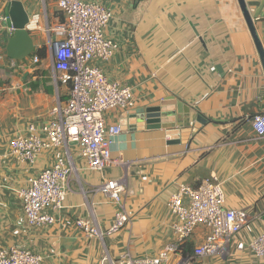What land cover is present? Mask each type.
<instances>
[{
    "label": "crops",
    "instance_id": "crops-1",
    "mask_svg": "<svg viewBox=\"0 0 264 264\" xmlns=\"http://www.w3.org/2000/svg\"><path fill=\"white\" fill-rule=\"evenodd\" d=\"M10 1L0 0L4 17ZM15 1L28 15L31 53L45 49L36 64L31 53L23 60L9 57L13 31L0 20V248L31 250L43 264H109L102 258L116 260L123 254L153 257L174 239L170 196L181 184L215 179L224 191V207L245 211L249 222L233 236L226 254L194 257L193 264H264L250 249L252 239L264 231V136L252 126L253 116L264 113V70L238 1L93 0L111 11L105 35L118 49L108 61L92 64L128 86L134 100L129 111L104 115L106 125L124 126L111 139L112 157L130 164L102 171L90 169L73 143L43 149L32 165L10 155V142L29 133L30 125L44 138L41 128L50 110L68 93L56 79L48 50L54 34L46 28L58 16L63 19L57 0ZM259 17L264 18V5ZM253 23L264 48V21ZM178 103L206 122H189L188 113L177 112ZM149 107L170 113L162 118L166 127L149 128L139 121ZM186 125L193 134L183 130ZM65 152L72 172L63 205L46 210L53 223L30 226L17 192ZM119 177L126 183L119 204L128 215L126 224L113 234L86 237L76 220L105 231L119 206L97 187ZM206 233L196 228L182 254H192Z\"/></svg>",
    "mask_w": 264,
    "mask_h": 264
},
{
    "label": "built area",
    "instance_id": "built-area-1",
    "mask_svg": "<svg viewBox=\"0 0 264 264\" xmlns=\"http://www.w3.org/2000/svg\"><path fill=\"white\" fill-rule=\"evenodd\" d=\"M57 7L63 19L46 28L49 34H54V38L49 37L48 50L57 81L68 87L67 98L50 110L51 117L41 128L44 138L35 132L34 125H30L29 133L10 142L9 153L17 161L32 165L43 149L66 148L73 143L90 169L102 171L119 164L128 165L129 161L111 155V139L120 134L121 126L106 125L104 115L109 110L127 112L132 109L131 89L108 79L101 67L92 64L94 60L108 61L118 49V44L105 35L112 13L93 0H57ZM4 19L0 8V20ZM39 61L37 56L32 57V64ZM252 126L259 136H264V113L253 116ZM167 137L172 139L169 134ZM71 172L68 152H65L18 190L17 195L30 226L40 227L54 222V216L46 210L62 207ZM97 189L109 196L119 208L105 231L97 224L77 219L76 225L88 238L116 233L128 220V215L119 205L122 194L126 192L124 178L108 179ZM224 201L222 186L215 179L204 180L196 186L181 184L167 201L168 211L175 218L172 224L174 239L153 257L123 254L116 260L104 257L101 262L193 264L194 257L226 254L233 236L249 222V215L243 210L225 208ZM198 227L207 229L204 239L194 247L192 254L183 255L182 246ZM250 249L264 259V231L252 239ZM0 264H43V261L31 250L12 247L0 248Z\"/></svg>",
    "mask_w": 264,
    "mask_h": 264
},
{
    "label": "water",
    "instance_id": "water-1",
    "mask_svg": "<svg viewBox=\"0 0 264 264\" xmlns=\"http://www.w3.org/2000/svg\"><path fill=\"white\" fill-rule=\"evenodd\" d=\"M237 1L240 6L241 12L243 14L244 20L250 31V34L253 38L254 44L256 46L264 70V48L253 23V19L264 21V18L259 17V12L261 11L264 5V0H237ZM250 5L255 6V9L250 10L249 9ZM4 12H5L4 14H5L6 23L9 27H11L13 31L12 37L7 47L8 56L13 59L22 60L25 57L29 56V54L33 49L31 39L28 36V31L25 30V26L28 23V15L24 11L22 4L15 0L7 3ZM177 112L188 113L189 122L193 123L197 121L202 124L206 122V120L201 116V114L196 113L193 109H190L188 106H185L182 103L177 104ZM169 114H170L169 112H162L160 110V107H149L146 109L145 113L141 116L142 119H139V121H144L149 128H160L163 126L166 127L162 122V118L167 117V115ZM131 118L133 119L132 120L133 123L137 122L135 115H131ZM120 124L124 125L125 122L124 121L120 122ZM181 125L182 124L179 123L178 126ZM175 126H176L175 124H171L170 128H174ZM122 128H124V126H121V129ZM184 129L185 132H188L190 134L194 133V130L191 129L188 125L184 126L183 130ZM169 135H171V137L173 138L171 133H169Z\"/></svg>",
    "mask_w": 264,
    "mask_h": 264
},
{
    "label": "trees",
    "instance_id": "trees-1",
    "mask_svg": "<svg viewBox=\"0 0 264 264\" xmlns=\"http://www.w3.org/2000/svg\"><path fill=\"white\" fill-rule=\"evenodd\" d=\"M45 48L44 47H41V48H38L36 49L34 52L31 53L32 56H37L38 58H43L44 57V54L42 53V51L44 50ZM186 244V243H185ZM184 244V246H185ZM184 246H182V251H183V248Z\"/></svg>",
    "mask_w": 264,
    "mask_h": 264
},
{
    "label": "rangeland",
    "instance_id": "rangeland-1",
    "mask_svg": "<svg viewBox=\"0 0 264 264\" xmlns=\"http://www.w3.org/2000/svg\"><path fill=\"white\" fill-rule=\"evenodd\" d=\"M58 17H59V18H58V19H59V21H61V20H62L61 16H58Z\"/></svg>",
    "mask_w": 264,
    "mask_h": 264
}]
</instances>
